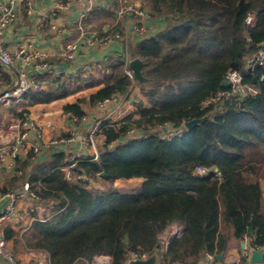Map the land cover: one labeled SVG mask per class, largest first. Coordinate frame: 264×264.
<instances>
[{"label": "trees", "instance_id": "obj_1", "mask_svg": "<svg viewBox=\"0 0 264 264\" xmlns=\"http://www.w3.org/2000/svg\"><path fill=\"white\" fill-rule=\"evenodd\" d=\"M143 10L146 22L136 24L147 31L115 48L86 77L57 76L21 100L34 105L77 94L63 109L80 119L104 99L132 98L136 107L120 118L103 116L99 159L77 160L73 171L80 177H65L74 161L66 151L37 162L29 153L17 158L0 187L7 191L28 180L45 202L47 210L33 213L41 220L24 238L45 250L51 264H92L103 254L110 264H126L131 251L156 252L159 264H197L205 252L217 261L232 238L245 235L253 237L251 247L264 248V63L245 67L264 46V0H145ZM95 16L113 12L95 8L89 18ZM152 21L162 24L150 33ZM125 28L119 22L99 32L123 34ZM137 57L143 80L126 71ZM232 69L241 70L254 90L235 104L224 101L221 111L205 105L228 89L223 81ZM203 116L194 127L184 126ZM131 179L140 183L115 184ZM173 225L182 234L164 240ZM3 230L17 241L16 230Z\"/></svg>", "mask_w": 264, "mask_h": 264}, {"label": "crops", "instance_id": "obj_2", "mask_svg": "<svg viewBox=\"0 0 264 264\" xmlns=\"http://www.w3.org/2000/svg\"><path fill=\"white\" fill-rule=\"evenodd\" d=\"M31 1L32 10L29 11L28 6L24 8L20 12L19 21L7 29L6 38L8 46L11 49H14L18 45L29 46L30 49L38 48L48 54L49 62L54 65H58V67H64L66 64L62 61L60 56L64 45L69 41H78V52L76 59L68 64L71 68L80 65L87 68L86 71L82 73L84 77L87 76V70L97 67L99 62L106 55L113 52L115 48H121L124 42H126L125 40L131 38V32H129L131 28L128 27V22L130 20H128L127 24H125L124 17L120 15L115 9H111V7H109L111 3L114 4L113 0H109L111 3L108 4L107 2V6L100 5L101 3L94 5L87 18L84 19V30L85 28L87 29L85 34L93 32L94 28H100V30L105 31L119 22L124 24L126 28L125 32L123 33V38L113 39L108 44L102 46L88 43L86 37H80V31H77V24L78 20L80 19V14L85 9L87 2L65 0L69 3V8L59 11L53 20L49 19L48 22L42 23L43 18L50 15L52 11H54L53 9L55 7L56 0ZM95 8H109V10L113 12V16L108 17H112L113 19L110 21L105 20L107 18L105 16H95L89 18L91 12ZM53 24L65 27V31L60 34L53 28ZM127 29L129 30L128 32L126 31ZM20 62L21 59L18 58L17 63L19 64ZM0 67L2 69L0 71L1 91L3 88H7L15 84L18 78V72L4 66L1 61ZM55 77L57 76H54L53 74L49 75L48 81L43 89L31 90L29 92L47 89L51 83V79ZM76 95H69L66 98L58 99L52 102H42L36 103L34 105L21 103L22 99L20 101L11 99L7 103L0 106V144H14L24 131H28V137L26 141L29 142V145L27 144L19 146V152L15 158L9 157L4 161H0V187L8 184V180L14 173L17 166V158H25L30 153V161L37 162L46 159L53 153L58 152L57 146L51 144L50 141L57 137H68L72 135L75 123L70 121L67 113L64 112L63 105L66 102L72 101ZM54 103L55 105L56 103L60 104V109L58 110L60 115H62V120H60L61 123L59 121L54 122L53 120L51 123L50 121L51 118H54L52 116L53 111L50 110V108H54L52 107ZM39 106V110H41V112H39V114H33L32 108ZM100 111L101 110L99 108H97L95 112L91 111L89 115L84 117V120H88L92 123L100 121L106 114L105 110H102V114L99 115ZM27 120H32L36 124V129H31L29 131V129L24 124V122ZM84 120L82 121L81 125V127H83L82 129H85V126H83ZM59 125L60 127L63 125L62 127L66 130L68 128V130L61 133ZM47 127H53L51 132H48ZM56 127H58L56 130L57 134L53 132V129ZM65 133L68 134L64 135ZM80 137V134H76L75 141L71 144H68V146L65 148V151L70 158L73 153L80 148ZM32 143H38L40 145V153L34 152L33 148L30 146ZM25 182H28V180H25ZM23 184L14 186L7 191L18 189L23 186ZM262 189L264 197V181H262ZM40 199V197L37 199L33 198L32 196L20 199L17 202L16 214L10 218H7L4 222L3 228L10 227L16 230L18 233L15 236L17 241H15L14 238L7 239V250L12 254L16 264H51L49 254L45 250L30 247L24 238L27 228H29L33 221L42 217H35L33 213H41L42 211H46L48 208L46 207L45 202L40 201ZM178 228L181 227L178 225H173L170 229L166 230L165 233L167 234V238L175 229ZM242 242L243 241H237L235 238H232L229 249L226 253H222L221 256L218 257L217 261L214 260L213 254L212 259L206 260L204 254V256L198 262H202V264H264V260L261 262L253 261L252 255L250 258L244 257L243 247L241 245ZM261 251L264 252V248ZM243 258L246 259L244 262L242 261ZM0 264H8V262L0 258ZM75 264L83 263L77 262ZM84 264L90 263L84 262Z\"/></svg>", "mask_w": 264, "mask_h": 264}, {"label": "built area", "instance_id": "obj_3", "mask_svg": "<svg viewBox=\"0 0 264 264\" xmlns=\"http://www.w3.org/2000/svg\"><path fill=\"white\" fill-rule=\"evenodd\" d=\"M74 1H85L87 5L85 9L80 14V19L78 20L77 28L80 31V37H86V40L90 44L95 45H106L113 39H120L122 35L118 32L114 34H100L98 32H91L85 34L84 31V19L87 18L88 14L94 7V5L101 3L100 5L107 6L106 3L110 4L109 0H74ZM119 4L116 6L111 3V9H116L119 14H122L127 7L124 4ZM28 6V10H32L31 0H0V61L6 67H9L18 72V78L13 86L3 88L0 91V106L7 103L11 99L20 101L24 94L31 90H41L44 88L48 81V76L53 74L54 76H78L81 72L84 73L87 68L84 66H74L70 67V63L76 59L78 52V41H69L64 45L62 52L60 54L62 61L66 64L64 67H58L48 60V54L38 48L30 49L29 46L18 45L14 49H11L7 44L6 33L7 29L14 23L19 21L20 12ZM131 6V5H130ZM69 8V3L65 0H56L54 11L48 16H45L42 23H46L49 19L53 20L57 13L61 10H66ZM131 8V7H129ZM142 12V11H141ZM53 28L60 34L65 31V27L58 26L56 24L52 25ZM143 27L136 26L135 31L141 32ZM18 58L21 62L18 64ZM69 63V64H68ZM264 63V46L259 49V51L253 56L247 57V62L245 67L252 68L255 64ZM130 64V63H129ZM127 74L133 77V72L130 67L127 68ZM225 80L227 81L228 89L217 90L214 94L210 95L204 100V104L215 103L218 109L221 111L222 103L224 101H229L230 104H235L240 99H242L248 92L254 89L244 82V75L239 69H232L226 75ZM110 99L101 100L98 104L99 109H104ZM70 121L73 123L84 120L78 118L72 113H67ZM100 121L94 122L84 134L80 137V148L76 150L71 159L74 160L72 164L66 166L65 177L67 179H73L74 176L80 177L81 175H75L73 167L75 166L77 160L80 158L93 155V159H99V152L96 146V138L99 131ZM26 127L29 129H36V124L32 120H27L24 122ZM28 137V131L21 133L20 138L14 144H0V161H4L7 158H15L19 152V146L29 145L26 141ZM76 139V133L72 132V135L68 137L54 138L50 141L51 144L57 146L58 151H65L66 146L71 144ZM35 153H40V145L38 143L30 144ZM90 147L93 150L89 152ZM204 168L199 167L198 171L204 172ZM32 196L33 198L39 199V197L33 192L30 187L29 182H25L23 186L18 189L1 192L0 191V258L8 262V264H16L12 254L7 250L8 241L5 238L3 226L7 218H10L16 214L17 202L20 199ZM172 234L180 236L182 234L181 228L175 229ZM253 239L250 235H245L243 242L245 246L243 247V256L250 258L254 250H262L263 248L251 247L249 245L250 241ZM148 257L147 253H137L131 251L129 254V260L132 259H145ZM213 255L210 252L205 253V259L210 260ZM111 257L109 255H97L95 256L93 264H110ZM159 264V263H157ZM166 264V263H163ZM180 264V263H172ZM197 264H202L198 262Z\"/></svg>", "mask_w": 264, "mask_h": 264}, {"label": "rangeland", "instance_id": "obj_4", "mask_svg": "<svg viewBox=\"0 0 264 264\" xmlns=\"http://www.w3.org/2000/svg\"><path fill=\"white\" fill-rule=\"evenodd\" d=\"M124 2H125V4H124ZM120 3L124 4L125 7H127V6L131 7V8L127 7V9L122 14H120V15H122L124 17L125 24H127L128 20H130L128 22L129 23L128 27H130L131 30L129 31L127 29L126 31L127 32L128 31L131 32L130 33L131 37L141 36L144 32L147 31L145 29V26H143V30L141 32L135 31V27L137 26L136 23H142L143 24L144 22H146V17H147L148 14H146L145 13L146 11L144 12V10H143L144 9V4H145V0H122V1H120ZM112 19H113L112 17H107L105 20H109L110 21ZM154 20H157V19H154ZM152 22L153 23L149 25L150 29H151V30H149L150 33L155 31L156 29H158L157 27L161 26V24H162L161 21H159V22L152 21ZM86 30L87 29L85 28L84 31H86ZM94 31L100 33L99 31H102V30H100V28H94L93 32ZM121 35H122V38H123V34H121ZM52 107H54V108H52V109L50 108V110L53 111L52 112V116L54 118L50 119L51 123L53 121L54 122H58L59 121L61 123L60 120H62V115H60V112L58 110V109H60V104L56 103V105H55V103H54V105ZM39 108H40V106L39 107H33L32 108L33 114H39V112H41V110H39ZM135 108L136 107L133 104L132 98H131L130 101H127V100L124 99V97H122L119 101L108 103L107 106L104 109H100V110L101 111L105 110V112H106L105 117L112 116L114 118H120L126 113V111L128 109L134 110ZM101 111H100L99 115L102 114L103 111L102 112ZM82 121L83 120L75 122V127H74V129L72 131V132H75L76 134H80V136H81V134H84L86 131H88V128L90 127V124L91 125L93 124L92 122H89L88 120H84L83 126H85L84 127L85 129H82L83 128V127H81ZM62 126L63 125H61V127H60V125H59V129H61V133L68 130V128L66 130ZM169 126H171V125L169 124ZM52 128L51 127H47L48 132H51ZM57 129H58V127L53 129V132L56 133V134H57V132H56ZM136 133H138V131ZM98 139L100 140V137L97 138V142H98ZM92 150H93V147H90L89 152L92 151ZM139 183H140V179H131V180H127V181H123V180L115 181V184H117L118 186H123V187H133V186H136ZM162 237H163L164 240H166L167 234L164 233Z\"/></svg>", "mask_w": 264, "mask_h": 264}, {"label": "water", "instance_id": "obj_5", "mask_svg": "<svg viewBox=\"0 0 264 264\" xmlns=\"http://www.w3.org/2000/svg\"><path fill=\"white\" fill-rule=\"evenodd\" d=\"M141 65H142V61L140 58H134L130 61L129 67L132 70L134 76L140 80L144 79V76L141 72ZM264 78V76H263ZM224 85H227V81L224 80L223 81ZM205 120V116L203 117H197V118H192L190 120H187L184 122V126L188 129L194 127L195 125H197L200 122H203ZM101 175H106V172H101ZM242 247L245 246V243L242 242L241 243ZM221 254H218V257H220ZM158 254L156 252L150 254L147 258L145 259H132L129 260L126 264H157L158 263ZM252 260L253 261H263L264 260V252L261 250H254L253 254H252Z\"/></svg>", "mask_w": 264, "mask_h": 264}]
</instances>
